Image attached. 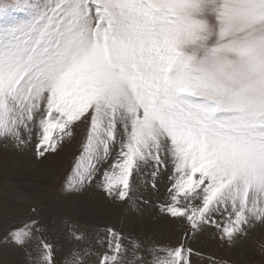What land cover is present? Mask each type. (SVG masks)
Returning a JSON list of instances; mask_svg holds the SVG:
<instances>
[{"label": "snow or ice", "instance_id": "obj_1", "mask_svg": "<svg viewBox=\"0 0 264 264\" xmlns=\"http://www.w3.org/2000/svg\"><path fill=\"white\" fill-rule=\"evenodd\" d=\"M81 126L65 194L134 213L150 188L182 236L65 221L62 264H232L192 241L264 229V0H0V144L43 162ZM44 233L32 219L7 240L57 264Z\"/></svg>", "mask_w": 264, "mask_h": 264}, {"label": "rangeland", "instance_id": "obj_2", "mask_svg": "<svg viewBox=\"0 0 264 264\" xmlns=\"http://www.w3.org/2000/svg\"><path fill=\"white\" fill-rule=\"evenodd\" d=\"M84 136L85 127L77 128L74 137L43 162L35 159L34 146L19 153L0 144V264H28L25 251L8 242L7 234L12 229L23 228L32 219L40 222L45 228V237L55 245L57 264H62L64 254L72 245L65 221L89 228L110 225L117 230H132L149 242L171 245L181 238L182 226L160 216L155 207L157 195L150 188L142 189V195L152 203L141 205L134 213L129 212L123 203L105 199L95 186L83 196L65 194L62 186L80 152ZM164 183L160 186L161 192ZM21 194L22 199L19 198ZM33 207L37 209L35 214ZM262 243L264 229L257 228L235 249L219 247L208 234L192 241V246L205 253V259L212 256L229 260L232 264H264V257H259L264 254L259 249Z\"/></svg>", "mask_w": 264, "mask_h": 264}, {"label": "bare ground", "instance_id": "obj_3", "mask_svg": "<svg viewBox=\"0 0 264 264\" xmlns=\"http://www.w3.org/2000/svg\"><path fill=\"white\" fill-rule=\"evenodd\" d=\"M22 167V166H21ZM14 175V174H13ZM14 180V179H13ZM18 187V186H17ZM10 189V188H9ZM14 196V195H13ZM16 198V197H15ZM28 198V197H27ZM256 248V247H255ZM252 249H254V248H252ZM260 249V248H259ZM259 253V252H258ZM263 254V253H262ZM252 255V254H251ZM258 256V255H257ZM259 257H264V254L263 255H259ZM262 260H264V259H262ZM261 259H260V262L262 261ZM242 262V261H241ZM264 262V261H263ZM261 264V263H260Z\"/></svg>", "mask_w": 264, "mask_h": 264}]
</instances>
